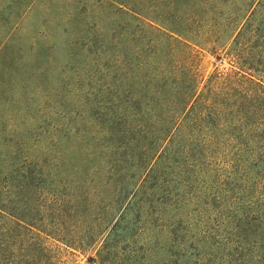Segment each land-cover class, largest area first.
Wrapping results in <instances>:
<instances>
[{
    "label": "rangeland",
    "instance_id": "1",
    "mask_svg": "<svg viewBox=\"0 0 264 264\" xmlns=\"http://www.w3.org/2000/svg\"><path fill=\"white\" fill-rule=\"evenodd\" d=\"M260 2L235 45L205 17L202 45L173 48L132 10L164 16V0H0V264H104L106 246V264H264ZM170 138L169 169L125 210L138 179L109 158L145 165Z\"/></svg>",
    "mask_w": 264,
    "mask_h": 264
},
{
    "label": "trees",
    "instance_id": "2",
    "mask_svg": "<svg viewBox=\"0 0 264 264\" xmlns=\"http://www.w3.org/2000/svg\"><path fill=\"white\" fill-rule=\"evenodd\" d=\"M114 1L119 2V0ZM164 2L166 8L164 16H159V14H157L158 16L156 17L155 14H147L144 11L137 10L135 8H132V10L134 13L142 16L143 18L150 19L162 26L165 29L164 33H166L172 40L173 48H190L193 44L202 45V36L200 33L203 28V21L207 20H204L205 17H209L212 21V26L216 28V30H212L211 32H209L211 36L217 35L216 31H219L218 29H220L222 31V34L217 39L219 41H225L226 43L235 45L240 36H242V34L244 33V30L251 26V22L254 17L253 14L256 8L261 3L260 0H164ZM159 17H162L164 21L160 20ZM243 76L246 77V74H243ZM255 78L256 76L254 74H251V77L249 79L252 82H255ZM176 80L177 77L175 78V81ZM255 84L264 87V81L261 79ZM195 85H198L197 80L195 82ZM194 96L195 93L193 91L188 92L184 96V103L181 104L185 108H188L191 105V108L189 110L192 109L193 112L198 104V99L196 98L194 100ZM205 106L208 107V105ZM207 121L210 122L211 125H213L212 121ZM172 131L173 128L170 130V133ZM169 141L170 142L168 144H164L162 146L161 150L155 151V153L151 158H149V160L145 158V161L147 160V163L145 165L140 161L135 164V159L131 157V163H127L126 166H123L122 163L125 162V156H120L119 152L113 153L109 158V161L113 164L112 169H115L119 172L118 168H120L122 171L116 174L117 176H115L116 178L118 177L117 179L119 180V182L122 183V181L126 180L125 176L122 175L124 172V168L130 169L132 173L131 178H135L137 176L136 179H138L133 188V191L129 192L128 188L127 191H125V195L127 196V198L131 197V199L127 202L125 210L128 211V209L133 206V203H140L141 201L138 200L139 196L145 198V200L148 201L146 195L155 190V179L158 181L163 173H165V171L169 169L171 156L175 151L179 139L175 140V138H170ZM128 152L129 151H124L122 154H126ZM144 157L145 154L143 153L142 159H144ZM160 187L158 189H160ZM8 213L12 217H14L11 218L10 221L13 222V224H15L17 228H21V230L34 233L36 236H39L40 242H42V240H46L44 238H47L44 237L41 232L47 234L46 236L57 238L55 234H53V232L46 230L47 228L42 226V224H38L34 220H31L24 216H19L11 212ZM259 217H262L264 219V210L260 212ZM125 218L126 214L122 213L112 225L110 231L111 237H113V235L116 236L123 234L124 232L126 233L125 228L127 229L129 226L122 227V221ZM259 229L261 230V234L263 235V237L256 241V243L259 244V248L262 249L261 257L264 258V222H262ZM98 251H100L99 256L101 262L104 264L108 263L106 262L108 260H105V258L109 257H106V255H108L106 254L107 246L104 247V249H100ZM210 256L212 257L211 254ZM0 258L6 259L5 255L1 254V252ZM22 263L32 264L31 260H29L27 256H23L20 262H15V260L12 261L10 258V260H6L5 264Z\"/></svg>",
    "mask_w": 264,
    "mask_h": 264
}]
</instances>
